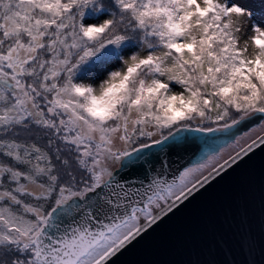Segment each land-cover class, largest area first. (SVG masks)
Wrapping results in <instances>:
<instances>
[{"label":"snow or ice","instance_id":"snow-or-ice-1","mask_svg":"<svg viewBox=\"0 0 264 264\" xmlns=\"http://www.w3.org/2000/svg\"><path fill=\"white\" fill-rule=\"evenodd\" d=\"M260 8L0 0V264H110L264 146Z\"/></svg>","mask_w":264,"mask_h":264},{"label":"water","instance_id":"water-1","mask_svg":"<svg viewBox=\"0 0 264 264\" xmlns=\"http://www.w3.org/2000/svg\"><path fill=\"white\" fill-rule=\"evenodd\" d=\"M253 126L246 121L232 134ZM183 135L188 137L187 150L169 153L173 168L189 156H199L205 147L203 134ZM209 135L218 142L228 139L226 134ZM121 175L142 176L143 170L132 167ZM110 264H264V146L126 246Z\"/></svg>","mask_w":264,"mask_h":264},{"label":"rangeland","instance_id":"rangeland-1","mask_svg":"<svg viewBox=\"0 0 264 264\" xmlns=\"http://www.w3.org/2000/svg\"><path fill=\"white\" fill-rule=\"evenodd\" d=\"M241 3L249 6L251 9H253L256 12L257 17H259L261 15V12H262V9L260 8L261 0H241ZM257 134H259V131L254 133L252 135V138H254ZM242 143H243V141H242Z\"/></svg>","mask_w":264,"mask_h":264},{"label":"trees","instance_id":"trees-1","mask_svg":"<svg viewBox=\"0 0 264 264\" xmlns=\"http://www.w3.org/2000/svg\"><path fill=\"white\" fill-rule=\"evenodd\" d=\"M102 77L100 76V74H96V82H99V79H101Z\"/></svg>","mask_w":264,"mask_h":264},{"label":"bare ground","instance_id":"bare-ground-1","mask_svg":"<svg viewBox=\"0 0 264 264\" xmlns=\"http://www.w3.org/2000/svg\"><path fill=\"white\" fill-rule=\"evenodd\" d=\"M254 133H256V132H254ZM254 133H252L251 136H252Z\"/></svg>","mask_w":264,"mask_h":264}]
</instances>
